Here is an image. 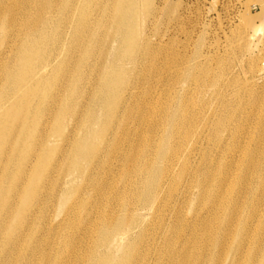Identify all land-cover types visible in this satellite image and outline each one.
Masks as SVG:
<instances>
[{"label":"bare ground","instance_id":"1","mask_svg":"<svg viewBox=\"0 0 264 264\" xmlns=\"http://www.w3.org/2000/svg\"><path fill=\"white\" fill-rule=\"evenodd\" d=\"M117 1L116 25H120L132 16L133 6L127 0ZM13 18L11 11L0 10V28L5 34L0 54L12 50ZM38 22L42 27L39 38L30 36V22L24 26L25 40L16 48L18 64L7 78L12 83L13 97L7 107L0 105V187L8 183V191L0 195V211L15 214L17 209L21 210L15 239L21 238L28 225L27 217H31L44 192V186L39 188L38 184L43 181L45 166L51 159L47 153L50 140L45 135L39 137L38 150L29 161L30 145L20 136L13 142L19 149L14 174L8 172L13 163L8 166L7 160L6 167L1 164L12 129L20 121L13 111L18 105L15 102L24 104L30 97L25 94L13 101L17 92L24 87L31 94L37 93L36 88L44 84V77L55 67L56 58L41 63V55L36 56L37 51H34L37 43L48 42L46 30L51 24L41 19ZM132 33L127 41V46L133 50L130 58L137 50L145 52V48H137L140 33ZM29 36L33 38L30 41ZM69 52L72 54L71 50ZM91 55L92 50L79 53L82 60ZM33 58L38 61L36 65L31 62ZM69 59L56 66L72 70L68 69ZM133 71L122 70L119 64L104 70L97 94L101 117L86 113L83 134L70 137L72 127H67L63 139L70 149L64 152L66 176L59 198L65 202L67 191L76 179L84 181V185L74 190L73 197L78 207L89 204L95 208V222L101 225L97 228L99 244L92 250L87 249L90 252L84 250L80 254L81 263L88 259L87 264H264V92L260 100L253 99L251 81L239 85L240 94L233 95L235 99L250 102L255 115L237 116L233 108H225L222 103L217 106L220 114L216 119L213 117L216 110L204 118L192 110L181 94L170 98L173 87L168 88L167 80L164 97L168 104L163 111H157L150 106V88L138 92L137 86L150 74L156 78L162 70H148L151 73L140 76L141 81ZM258 73L264 85V70ZM147 80L149 84V78ZM211 83L216 85L218 81L213 79ZM170 100H175L174 110L169 106ZM55 105H58L55 113L58 120L71 114L72 105L67 101L62 99L50 106ZM127 119L135 124L134 140L126 134ZM113 120L124 133L119 141L109 130ZM22 148L29 150L22 154ZM62 158L63 155L60 161ZM57 168L54 164L50 170ZM115 170L121 173L114 179L108 174H114ZM23 179L32 184L30 189L20 190L19 183ZM120 182L122 187L116 186ZM110 189L115 198L110 199ZM18 195L22 202L17 208L13 200ZM98 198L107 202L105 214L99 204L93 206ZM76 207V204L68 205L63 214L67 215ZM59 208L62 206L58 205ZM71 223L67 220L64 226L68 228ZM146 241L156 246V258H149L148 253L143 252ZM68 242L72 243V239ZM101 249L104 253L100 256Z\"/></svg>","mask_w":264,"mask_h":264},{"label":"rangeland","instance_id":"2","mask_svg":"<svg viewBox=\"0 0 264 264\" xmlns=\"http://www.w3.org/2000/svg\"><path fill=\"white\" fill-rule=\"evenodd\" d=\"M127 1L133 6L130 11L132 16L116 25L117 0H0V10L11 11L14 17L13 27H9L14 30L10 37L12 50L0 54V105L7 107L13 97L10 91L12 83L7 78L9 72L16 70L19 58L16 48L25 40L24 26L27 22H30L28 27L33 33L30 36L37 38L42 32L38 20L51 23L46 30L48 42L37 43L34 51H37L36 56L41 55V63L56 58L54 69L46 74L44 84L36 88L37 93L31 94L23 87L13 100L25 94L30 96L24 104L15 102L18 105L13 111L20 121L12 129L1 164L6 167L7 160L8 166L13 163L8 172L14 174L19 149L13 142L20 136L30 145L32 155L29 161L38 150L39 137L45 135L50 140L47 153L51 159L45 166L42 184H38L39 188L44 186V192L31 217H27L28 225L21 238L15 239V226L21 210L17 209L15 214L0 211V264H60L61 261L63 264H87V258L81 263L80 254L84 250L90 252L99 244L97 228L101 225L95 222L96 209L89 204L78 207L73 197L74 190L85 182L76 179L67 191L65 202L60 200L59 194L66 176L64 152L70 149L68 142L63 141L66 128L72 127L70 137H79L83 134V116L86 113L92 112L101 117L97 94L101 90V74L110 65L119 64L122 70H134L133 75L139 81L140 76L151 73L148 70H162L156 78L153 74L147 77L149 84L145 78L137 86L138 92L150 88V106L157 111H163L168 104L164 97L168 84L169 89L173 87L171 99L181 94L192 110L195 109L194 112L204 118L216 110L213 115L216 119L220 114L217 106L222 103H225V108H233L237 116L245 113L255 115V108L250 102L245 103L238 97L235 99L233 95L240 94L239 85L251 81L253 99L260 100L264 92L258 73V70H264V0ZM133 31L140 33L137 48H145V52L137 50L130 58L133 50L127 46V41L132 38ZM30 36L29 41L33 39ZM4 39L5 34L0 28V43ZM82 50H92V55L82 60L79 56ZM68 57V69L72 70L56 66ZM31 62H35V58ZM213 79H217L216 85L211 83ZM150 83L154 84L150 86ZM62 99L72 105L71 114L58 120L55 115L58 105H50L52 102L58 104ZM131 104L132 101H129ZM174 105L175 100H170L171 109ZM243 120H246L245 116ZM124 125L126 134L134 140L133 120L127 119ZM118 127L119 124L113 120L109 130L119 141L124 133ZM26 150L22 148L20 151L23 154L28 152ZM54 164L58 168L51 171ZM120 173L115 170L114 174L108 175L115 179ZM31 185L27 179L19 183L20 190H28ZM122 185V182L116 184L118 187ZM7 186L8 183L4 182L0 195L8 191ZM109 191L111 195V189ZM115 196L111 195L110 199ZM95 201L93 206L99 204V209L105 214L107 202L102 198ZM21 202L20 196H15L13 205L18 208ZM74 204L76 210L64 215L63 210ZM58 205L62 208L57 209ZM67 220L72 222L68 228L64 226ZM69 239L72 243L68 242ZM155 247L151 241H146L142 250L148 253L149 258H156ZM103 253L101 249L99 255Z\"/></svg>","mask_w":264,"mask_h":264}]
</instances>
